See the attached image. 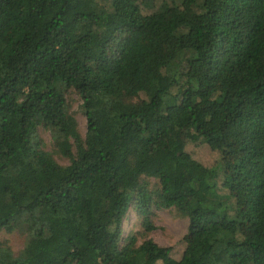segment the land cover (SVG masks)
I'll return each instance as SVG.
<instances>
[{
	"label": "trees",
	"instance_id": "obj_1",
	"mask_svg": "<svg viewBox=\"0 0 264 264\" xmlns=\"http://www.w3.org/2000/svg\"><path fill=\"white\" fill-rule=\"evenodd\" d=\"M144 3L0 0V264H264V0ZM153 206L188 219L181 260Z\"/></svg>",
	"mask_w": 264,
	"mask_h": 264
},
{
	"label": "rangeland",
	"instance_id": "obj_2",
	"mask_svg": "<svg viewBox=\"0 0 264 264\" xmlns=\"http://www.w3.org/2000/svg\"><path fill=\"white\" fill-rule=\"evenodd\" d=\"M163 0H144V13H149L150 6L154 5L157 8ZM171 1V0H169ZM147 8V9H146ZM71 111L75 113L76 120L78 122V129L83 137L87 131V118L81 110L82 101L77 94H71L67 97ZM41 138L45 145V149L49 152H54V157L61 165H68L69 160L67 157L55 152V147L51 140V134L49 131L41 130ZM188 151L192 154L193 158L202 162L208 167L217 165L220 162V157L217 153L211 152L204 144L190 145ZM76 154V148L73 149ZM156 182L155 180H152ZM152 222L155 226V230L150 234L153 239L161 247L169 248L171 250V257L176 260H181L184 252L188 246V219L182 217L176 210L170 209H157L152 207ZM138 222L137 213L134 210H130L128 216L124 222V239L127 238L132 229L138 230L135 226ZM135 226V227H134ZM134 227V228H133ZM249 234V230H246V235ZM1 241H7L12 247L14 252H19L24 248L25 237L18 231L11 234L3 233L1 235Z\"/></svg>",
	"mask_w": 264,
	"mask_h": 264
}]
</instances>
